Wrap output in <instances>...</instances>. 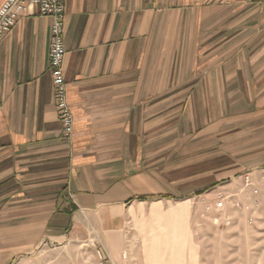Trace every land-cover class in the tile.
I'll use <instances>...</instances> for the list:
<instances>
[{
	"label": "crops",
	"instance_id": "crops-1",
	"mask_svg": "<svg viewBox=\"0 0 264 264\" xmlns=\"http://www.w3.org/2000/svg\"><path fill=\"white\" fill-rule=\"evenodd\" d=\"M52 24L22 15L0 43V264L93 232L121 261L131 223L169 227L179 202L231 171L222 132L264 133V0H67L71 139ZM197 131L216 145L186 161L177 134Z\"/></svg>",
	"mask_w": 264,
	"mask_h": 264
},
{
	"label": "rangeland",
	"instance_id": "rangeland-1",
	"mask_svg": "<svg viewBox=\"0 0 264 264\" xmlns=\"http://www.w3.org/2000/svg\"><path fill=\"white\" fill-rule=\"evenodd\" d=\"M219 104L217 111L224 106ZM254 131L234 139L222 132L223 140L218 138L217 145L216 138H199V131L195 138L178 133L186 161L196 160V153L201 157L216 145L232 169L218 176L217 188L201 189L179 202L184 216L171 215L169 227L156 218L136 226L131 223L125 237L133 252L124 250L121 261L106 254L93 232L86 239L44 243L13 264H264V133ZM221 195L227 199L219 209ZM228 219L231 223L226 225Z\"/></svg>",
	"mask_w": 264,
	"mask_h": 264
},
{
	"label": "built area",
	"instance_id": "built-area-1",
	"mask_svg": "<svg viewBox=\"0 0 264 264\" xmlns=\"http://www.w3.org/2000/svg\"><path fill=\"white\" fill-rule=\"evenodd\" d=\"M67 0H5L0 6V43L16 25L20 16L25 14H40L52 18L51 42L49 48L50 69L54 84L57 110L62 122V132L65 138L71 139L74 133V115L67 96V86L64 79V13ZM249 177L246 182H249ZM227 197L221 195L217 202L219 209L224 208ZM230 220H226L229 225Z\"/></svg>",
	"mask_w": 264,
	"mask_h": 264
}]
</instances>
